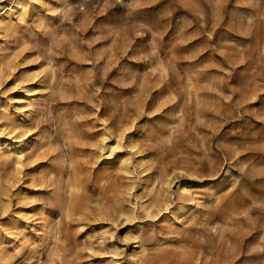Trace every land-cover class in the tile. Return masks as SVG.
<instances>
[{
  "label": "rangeland",
  "instance_id": "374dc122",
  "mask_svg": "<svg viewBox=\"0 0 264 264\" xmlns=\"http://www.w3.org/2000/svg\"><path fill=\"white\" fill-rule=\"evenodd\" d=\"M26 2L0 29V140L27 132L0 264H264V0Z\"/></svg>",
  "mask_w": 264,
  "mask_h": 264
},
{
  "label": "bare ground",
  "instance_id": "6f19581e",
  "mask_svg": "<svg viewBox=\"0 0 264 264\" xmlns=\"http://www.w3.org/2000/svg\"><path fill=\"white\" fill-rule=\"evenodd\" d=\"M27 6V2L26 0H8L7 2H2L0 0V29L5 27V25L7 24V20H10L11 17L13 16L14 14V11L17 9V8H23L25 9ZM13 23V22H12ZM14 25V24H13ZM14 30V29H13ZM15 41V40H14ZM9 43V42H8ZM8 46V45H7ZM20 68V67H19ZM23 68V67H22ZM3 70V69H2ZM20 70V69H19ZM54 70V69H53ZM18 71V70H17ZM15 73V72H14ZM27 73V72H26ZM16 76V75H15ZM10 80V79H9ZM8 80V81H9ZM11 81V80H10ZM11 83V82H10ZM8 84V83H7ZM23 84V83H22ZM3 88V87H2ZM1 89V88H0ZM29 91V89H26ZM16 91V90H15ZM31 92V91H29ZM28 92V93H29ZM24 93H22L23 95ZM12 95V94H11ZM27 95V94H26ZM4 97V96H3ZM17 97V96H16ZM19 97V96H18ZM25 97V95H24ZM33 97V96H32ZM5 98V97H4ZM30 98V97H28ZM7 100V99H6ZM1 103V102H0ZM10 103V102H9ZM17 105V104H16ZM19 105V104H18ZM141 105V104H140ZM12 106V105H11ZM10 106V107H11ZM139 106V105H138ZM12 108V107H11ZM10 109V108H9ZM29 109V108H28ZM29 111V110H28ZM112 111V110H111ZM111 113V112H110ZM19 118V117H18ZM135 122V121H134ZM101 123V122H100ZM134 123H131L129 124L130 126L129 127H126V126H123L121 128V131H120V135L118 136L119 138L123 137L126 130L128 128H130L131 126H133ZM101 126V125H100ZM4 128V127H3ZM18 128L15 127L14 129L11 130V132H9L10 136H13L12 133ZM5 129V128H4ZM109 129V128H108ZM10 130V129H9ZM8 132V131H7ZM30 132V131H29ZM109 133V132H108ZM106 132V136H108V134ZM8 135V134H7ZM27 135V132H23L22 134L19 133V134H16L15 136H13L11 139H13L12 141L10 142H7L5 140H0V154L2 155H5V157L12 163L13 165V168L15 169V172H17L18 174L22 172V168L24 166V162H23V156H24V152H25V144L27 143L25 137ZM102 135V134H101ZM110 135H112L110 133ZM132 135V134H131ZM113 136V135H112ZM135 136V135H134ZM95 138V137H94ZM104 139V138H103ZM111 139V138H110ZM8 140V139H7ZM108 140V139H107ZM104 141V140H103ZM119 141V139H118ZM107 142V141H106ZM116 143V142H115ZM113 144V143H112ZM106 146V145H105ZM111 147V146H110ZM113 149L114 146H112ZM31 148V147H30ZM117 148V147H116ZM136 148V146H135ZM134 148V149H135ZM107 149V148H106ZM31 152V151H30ZM107 153V152H105ZM111 153V152H110ZM102 154V153H101ZM138 154V153H137ZM42 157V156H41ZM107 157V156H106ZM43 158V157H42ZM129 160V159H128ZM34 162V160H33ZM136 163V162H135ZM82 164V163H81ZM128 164V163H127ZM119 167V166H118ZM137 167V166H136ZM29 168V167H28ZM181 170V169H180ZM38 171V170H37ZM135 172V171H134ZM127 173V172H126ZM136 173V172H135ZM128 174V173H127ZM48 176V175H47ZM192 176V175H191ZM81 180V179H80ZM145 182V181H144ZM80 183V182H79ZM183 183V181H182ZM115 184V183H114ZM173 185V184H172ZM130 186V185H129ZM166 186H167V190L171 187V181H166ZM18 187V186H17ZM24 187V186H23ZM182 185L179 186V189H182ZM122 189V187H121ZM100 190V189H99ZM131 190V189H130ZM97 191V190H96ZM79 193V191H78ZM46 194V193H45ZM9 199V198H7ZM12 199V198H11ZM68 199V198H67ZM122 199V198H121ZM136 199V198H135ZM172 199V198H171ZM5 200V199H4ZM70 200V199H69ZM124 200V199H123ZM10 201V199H9ZM71 201V200H70ZM129 201V200H128ZM137 201V199H136ZM127 202V201H126ZM156 202V201H155ZM134 203V202H133ZM124 204V203H123ZM42 205V204H41ZM128 205V204H127ZM155 205V204H154ZM157 205V204H156ZM9 206V205H8ZM43 206V205H42ZM129 207V206H128ZM23 208V207H22ZM27 211V210H26ZM130 211V210H129ZM136 212V210H135ZM121 213V212H120ZM134 214V213H133ZM148 214V213H147ZM217 214V213H216ZM74 215V214H72ZM101 215V214H100ZM99 215V216H100ZM104 215V214H103ZM101 215V216H103ZM125 215V214H124ZM14 216V215H13ZM119 216V215H118ZM126 216V215H125ZM135 216V214H134ZM159 216V215H158ZM129 217V216H128ZM107 218V217H106ZM148 218V217H147ZM108 219V218H107ZM119 219V218H118ZM101 220V219H100ZM137 220V219H136ZM62 221V220H61ZM114 221V220H113ZM123 221V220H122ZM42 224V223H41ZM121 225V224H120ZM125 226V225H124ZM62 233V232H61ZM54 236H56V233H54ZM61 237V236H60ZM63 237V236H62ZM115 238V237H114ZM118 238V237H117ZM138 242V241H137ZM136 242V243H137ZM140 242V241H139ZM118 243V242H117ZM116 243V245H117ZM144 243V242H143ZM135 247V246H134ZM119 251V250H118ZM112 254V253H111ZM131 254V253H130ZM117 255V254H116ZM135 258L137 260H139L141 263L143 264H146L144 263L143 259L138 255V254H134Z\"/></svg>",
  "mask_w": 264,
  "mask_h": 264
}]
</instances>
